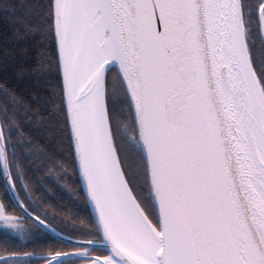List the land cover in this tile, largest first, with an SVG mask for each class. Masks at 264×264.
Here are the masks:
<instances>
[{
  "label": "snow or ice",
  "instance_id": "1",
  "mask_svg": "<svg viewBox=\"0 0 264 264\" xmlns=\"http://www.w3.org/2000/svg\"><path fill=\"white\" fill-rule=\"evenodd\" d=\"M0 13V264H264V0Z\"/></svg>",
  "mask_w": 264,
  "mask_h": 264
},
{
  "label": "trees",
  "instance_id": "2",
  "mask_svg": "<svg viewBox=\"0 0 264 264\" xmlns=\"http://www.w3.org/2000/svg\"><path fill=\"white\" fill-rule=\"evenodd\" d=\"M4 24H5V21L3 19V13H0V32L3 31L4 29ZM61 184H63V182L61 181L60 182ZM74 187V186H73ZM63 195L65 196V199H76L77 196H78V193L76 192H71V193H68V192H65L63 193ZM33 249L32 248H24L23 251H32ZM0 255H2V253H0Z\"/></svg>",
  "mask_w": 264,
  "mask_h": 264
}]
</instances>
